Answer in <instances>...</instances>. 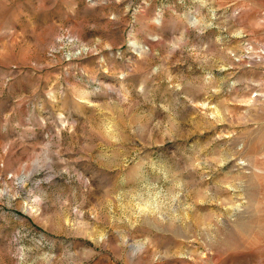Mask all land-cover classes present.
I'll return each instance as SVG.
<instances>
[{"label":"rangeland","instance_id":"1","mask_svg":"<svg viewBox=\"0 0 264 264\" xmlns=\"http://www.w3.org/2000/svg\"><path fill=\"white\" fill-rule=\"evenodd\" d=\"M0 264H264V0H0Z\"/></svg>","mask_w":264,"mask_h":264}]
</instances>
